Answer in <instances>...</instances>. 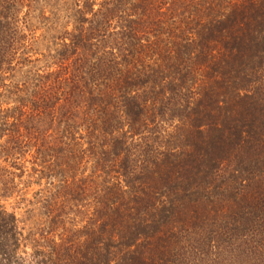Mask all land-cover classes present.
Returning a JSON list of instances; mask_svg holds the SVG:
<instances>
[{"label": "trees", "instance_id": "obj_1", "mask_svg": "<svg viewBox=\"0 0 264 264\" xmlns=\"http://www.w3.org/2000/svg\"><path fill=\"white\" fill-rule=\"evenodd\" d=\"M0 264H264V0H0Z\"/></svg>", "mask_w": 264, "mask_h": 264}, {"label": "rangeland", "instance_id": "obj_2", "mask_svg": "<svg viewBox=\"0 0 264 264\" xmlns=\"http://www.w3.org/2000/svg\"><path fill=\"white\" fill-rule=\"evenodd\" d=\"M12 205H13V202H12V201H9L8 203H5V207H6L7 209H9V210H11L10 208H11ZM14 211L17 213L18 217H19L22 221H24L25 225L27 226V225H28V222L25 221L26 216L24 215L22 208L17 209V208H15V205H14ZM215 255H216V258H220V255H218V253L215 254Z\"/></svg>", "mask_w": 264, "mask_h": 264}]
</instances>
